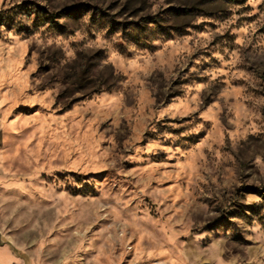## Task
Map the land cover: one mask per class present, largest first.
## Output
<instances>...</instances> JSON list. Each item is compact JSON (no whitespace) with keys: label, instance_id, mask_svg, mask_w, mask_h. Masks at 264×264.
<instances>
[{"label":"rangeland","instance_id":"rangeland-1","mask_svg":"<svg viewBox=\"0 0 264 264\" xmlns=\"http://www.w3.org/2000/svg\"><path fill=\"white\" fill-rule=\"evenodd\" d=\"M0 264H264V0H0Z\"/></svg>","mask_w":264,"mask_h":264}]
</instances>
